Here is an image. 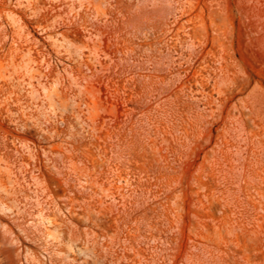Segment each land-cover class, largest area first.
Segmentation results:
<instances>
[{"label": "rangeland", "instance_id": "374dc122", "mask_svg": "<svg viewBox=\"0 0 264 264\" xmlns=\"http://www.w3.org/2000/svg\"><path fill=\"white\" fill-rule=\"evenodd\" d=\"M0 264H264V0H0Z\"/></svg>", "mask_w": 264, "mask_h": 264}, {"label": "bare ground", "instance_id": "6f19581e", "mask_svg": "<svg viewBox=\"0 0 264 264\" xmlns=\"http://www.w3.org/2000/svg\"><path fill=\"white\" fill-rule=\"evenodd\" d=\"M29 69H31L30 67H29ZM28 70V69H27ZM29 71V70H28ZM32 71V70H31Z\"/></svg>", "mask_w": 264, "mask_h": 264}]
</instances>
